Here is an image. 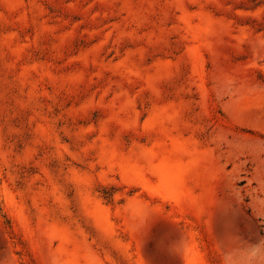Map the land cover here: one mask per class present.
Segmentation results:
<instances>
[{
	"label": "rangeland",
	"instance_id": "obj_1",
	"mask_svg": "<svg viewBox=\"0 0 264 264\" xmlns=\"http://www.w3.org/2000/svg\"><path fill=\"white\" fill-rule=\"evenodd\" d=\"M0 264H264V0H0Z\"/></svg>",
	"mask_w": 264,
	"mask_h": 264
}]
</instances>
